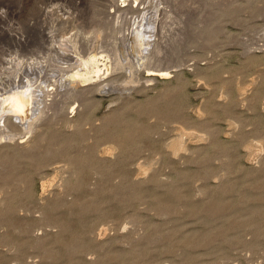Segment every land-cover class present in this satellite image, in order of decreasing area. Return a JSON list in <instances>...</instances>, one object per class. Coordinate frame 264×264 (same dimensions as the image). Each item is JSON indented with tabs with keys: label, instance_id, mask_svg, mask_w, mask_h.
I'll use <instances>...</instances> for the list:
<instances>
[{
	"label": "rangeland",
	"instance_id": "rangeland-1",
	"mask_svg": "<svg viewBox=\"0 0 264 264\" xmlns=\"http://www.w3.org/2000/svg\"><path fill=\"white\" fill-rule=\"evenodd\" d=\"M91 57L112 69L94 99L46 108L27 152L28 134L0 138V264H264V0H0V73L19 89Z\"/></svg>",
	"mask_w": 264,
	"mask_h": 264
},
{
	"label": "bare ground",
	"instance_id": "bare-ground-1",
	"mask_svg": "<svg viewBox=\"0 0 264 264\" xmlns=\"http://www.w3.org/2000/svg\"><path fill=\"white\" fill-rule=\"evenodd\" d=\"M71 42H73L72 45L76 44V41L74 39H71ZM143 42H144V33L140 32L137 38H135L134 36V38H132V40L129 41L128 47L132 49L133 43H136L137 46L139 45L146 46L147 44L149 45L150 43L149 42V43L144 44ZM5 62L12 63V61H5ZM95 62H96L95 57H91L87 62H83L81 66H79L74 71H71L69 75L70 77L69 79L66 80V82L60 81L58 87L55 85V83H51V85L47 84V85L41 86L42 84L40 82V77L39 78L34 77V80L30 78L29 80L26 81V86H24L23 89H19L18 85H16V83L18 82L17 80L18 78L16 77V72H13L10 70L8 71L10 75H3V72L0 73V86L6 84V86L8 87V89L6 90L4 89L3 92H0V138L4 136L9 140H15L16 138L23 137L24 135L28 134L29 137L25 141L16 142L18 150L22 152H27L28 150L35 147L37 145L36 144L37 140L41 139V136L44 135L43 126L47 124L45 121L49 119V117L45 118L44 116V111L46 108H60V110H62L63 112V108H68V107L70 108L71 106L69 105L71 103L80 102V105L83 106L85 104H88L90 100L94 99L95 92H97L100 86L102 85L101 82H98V80L100 81L101 75L108 74L111 69V66H110L111 64L109 65L107 64V62L103 63L104 70L100 69L99 65H94ZM15 64H20V63L16 62ZM121 66L122 65L119 61L117 65L115 64V67L118 69L121 68ZM164 75H167V73H163L161 76H164ZM101 79L103 80V78ZM129 79L130 80L129 81L127 80L128 82L125 83L124 86H122L123 88L127 87L129 82L134 83V84L138 82V80L137 82L135 81V77L132 71L130 72ZM148 79L151 80L152 77H148ZM90 81H93V83H90ZM110 81L112 80L110 79ZM144 88L145 87H141L140 89L143 90ZM123 98L124 97H120L119 95V97H115V100L119 101V100H122ZM129 98H127V100ZM148 104H154L153 106L154 108L162 107V105L157 104L154 100ZM151 106L152 105H147L145 108H150ZM71 108H76V107H71ZM122 108H126V107H122ZM54 110L58 112L57 109H54ZM72 111L73 110H71V112ZM3 114L4 115L9 114V115L2 118ZM63 115L64 117L62 118L63 120L61 121L63 122L64 127H67L68 129L72 128L73 130H78L81 134L83 133L82 131H84V125L86 124L85 118H80V117L70 118L67 116V113L66 114L64 113ZM181 129H179L178 133L175 135V138L169 144V146L173 148V153L178 152L180 149H186L183 143L184 142L183 139H184V136L188 134V132H186L187 130L185 128L184 129L186 131L181 130ZM192 132L193 131H191V133ZM116 144L118 143H114V146H110L109 148L104 147L103 148L104 150L102 151L106 150L105 152H109V150L111 149L113 150L119 149V146H116ZM52 149L53 147H50V150H48L46 153H51V151H53ZM111 153L113 154V152ZM115 158L116 156L114 157V154H113L112 158L111 157L109 158L110 162L114 161ZM5 159L6 161L9 160V158L5 156L3 160H0V164H2V162ZM105 161H108V160H106L105 158ZM60 162H61L60 165L58 164L56 165V163H60ZM72 164L73 163L71 162L69 163L68 160L49 159V160H41L37 164V166L41 168L44 167V169L50 168V170L54 172H57L58 170L65 172L66 170L70 169V166L72 168ZM77 173L78 171L72 172V175L74 174L76 175ZM61 180H62V183L60 184L61 186L65 184V182H68L67 178L66 179L62 178ZM141 180L142 179H138L137 182ZM47 183L49 184V181ZM44 185L45 183H42L41 187L43 188ZM60 190H62V187L60 188ZM7 192L9 191L6 188L5 189L4 187L0 188V194H1L0 204L3 202V200H5L4 198L6 197ZM31 233L33 232L31 231Z\"/></svg>",
	"mask_w": 264,
	"mask_h": 264
}]
</instances>
